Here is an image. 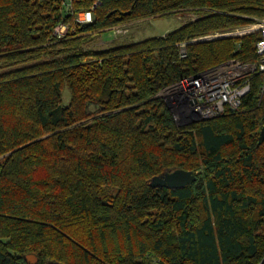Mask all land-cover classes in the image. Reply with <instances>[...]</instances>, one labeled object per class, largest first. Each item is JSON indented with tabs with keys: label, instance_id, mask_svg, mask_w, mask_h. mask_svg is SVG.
<instances>
[{
	"label": "trees",
	"instance_id": "16d2710c",
	"mask_svg": "<svg viewBox=\"0 0 264 264\" xmlns=\"http://www.w3.org/2000/svg\"><path fill=\"white\" fill-rule=\"evenodd\" d=\"M178 12L195 19L90 47ZM262 17L264 0H0V264H264V73L237 110L182 127L159 95L254 62L258 33L195 38ZM177 168L195 181L149 185Z\"/></svg>",
	"mask_w": 264,
	"mask_h": 264
},
{
	"label": "built area",
	"instance_id": "2783aa9c",
	"mask_svg": "<svg viewBox=\"0 0 264 264\" xmlns=\"http://www.w3.org/2000/svg\"><path fill=\"white\" fill-rule=\"evenodd\" d=\"M71 1L65 0L67 8H70ZM91 18L90 11L77 16L80 23L90 22ZM66 29V24H61L56 28L55 33L62 36ZM254 31H257L259 35L255 43L256 60L254 62H242L231 58L193 75L181 77L160 92L159 95L165 98V103L173 112L174 120L186 123L196 117L212 118L226 110L235 111L239 108L243 96L249 91L251 75L255 72L264 73V19L258 25L244 26L221 35L199 38L201 41L239 37ZM180 53L181 56H185L184 48L181 47ZM261 94L264 97V86Z\"/></svg>",
	"mask_w": 264,
	"mask_h": 264
},
{
	"label": "rangeland",
	"instance_id": "374dc122",
	"mask_svg": "<svg viewBox=\"0 0 264 264\" xmlns=\"http://www.w3.org/2000/svg\"><path fill=\"white\" fill-rule=\"evenodd\" d=\"M84 12L85 11H79L77 13V16L80 13H84ZM77 16H76V18H77ZM91 16H92V13H91ZM92 18H91V20H92ZM188 18L195 19V15L188 14L187 12H183V13L178 12L177 14H173V15L165 16V17H148V18L143 19V20L124 22V23H121V24L114 26L113 28H109V29L103 31L98 36L95 43L93 45H91L90 47L98 50V49H104V48L110 47L115 42H122L124 40H131L132 38H134V39L136 38V40H138V39H143V38L150 37V36L161 35V33L163 35L166 32L163 33L162 31H164L165 29L173 30V29L179 27L180 25H182L183 23H185ZM263 19H264V17H262L260 19H255L254 21L248 22L247 24H243V25H240L238 27L227 29L224 31L211 32L209 34H206L205 36H211V35H215V34L221 35L224 33L234 31L235 29L243 28L244 26L250 27V26H253L254 24L258 25L261 21H263ZM252 33L255 34V33H257V31H254L251 33L247 32L244 35H241L239 37H233V38H240L242 36L249 35ZM199 38H202V37L195 38V40L199 41L200 40ZM222 38H228V37H222ZM229 38H231V37H229ZM222 62H224V61H222ZM62 95H63L64 102L67 103V101L69 99L68 90L64 89ZM160 96L163 97L162 95H160ZM239 108H240V106H239ZM172 114H173V112H172ZM176 124L179 126L178 121H176ZM28 261H29V263H34L36 261V258L35 257L28 258Z\"/></svg>",
	"mask_w": 264,
	"mask_h": 264
},
{
	"label": "water",
	"instance_id": "95a60500",
	"mask_svg": "<svg viewBox=\"0 0 264 264\" xmlns=\"http://www.w3.org/2000/svg\"><path fill=\"white\" fill-rule=\"evenodd\" d=\"M201 41H206V40H201ZM207 118L203 117H196L191 119L189 122L183 123L179 122V126H185L189 125L191 123H194L199 120H203ZM264 140V126L261 127L259 136H258V141L262 142ZM195 174H193L191 171H186L180 168L164 172L163 174L153 176L150 180L149 185L151 187H167L170 189H178L182 188L186 185H190L195 181ZM34 257L33 255H27L26 260L28 261V258ZM29 262V261H28Z\"/></svg>",
	"mask_w": 264,
	"mask_h": 264
},
{
	"label": "crops",
	"instance_id": "0c3cea01",
	"mask_svg": "<svg viewBox=\"0 0 264 264\" xmlns=\"http://www.w3.org/2000/svg\"><path fill=\"white\" fill-rule=\"evenodd\" d=\"M169 30H170V29H169ZM169 30H168V29H165V30H164V31H162V32L164 33V32H167V31H169ZM161 34H162V33H161Z\"/></svg>",
	"mask_w": 264,
	"mask_h": 264
},
{
	"label": "bare ground",
	"instance_id": "6f19581e",
	"mask_svg": "<svg viewBox=\"0 0 264 264\" xmlns=\"http://www.w3.org/2000/svg\"><path fill=\"white\" fill-rule=\"evenodd\" d=\"M164 100H165V98L164 97H162Z\"/></svg>",
	"mask_w": 264,
	"mask_h": 264
}]
</instances>
